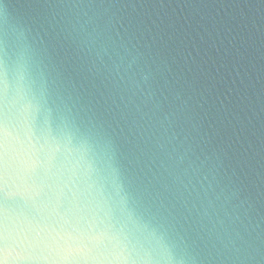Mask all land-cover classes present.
Listing matches in <instances>:
<instances>
[{
	"label": "clouds",
	"instance_id": "9594fccd",
	"mask_svg": "<svg viewBox=\"0 0 264 264\" xmlns=\"http://www.w3.org/2000/svg\"><path fill=\"white\" fill-rule=\"evenodd\" d=\"M0 264H264V0H0Z\"/></svg>",
	"mask_w": 264,
	"mask_h": 264
}]
</instances>
